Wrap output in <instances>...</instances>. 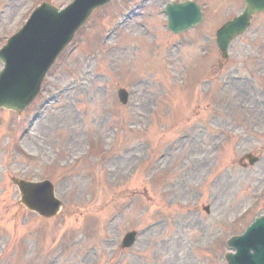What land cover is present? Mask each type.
I'll list each match as a JSON object with an SVG mask.
<instances>
[{
  "label": "rangeland",
  "instance_id": "rangeland-1",
  "mask_svg": "<svg viewBox=\"0 0 264 264\" xmlns=\"http://www.w3.org/2000/svg\"><path fill=\"white\" fill-rule=\"evenodd\" d=\"M43 1L0 0V48ZM180 1L114 0L26 113L0 110V264H226L264 214V14L224 62L214 33L243 1L195 0L203 23L174 36L163 8ZM13 178L52 181L59 216L19 205Z\"/></svg>",
  "mask_w": 264,
  "mask_h": 264
},
{
  "label": "water",
  "instance_id": "water-1",
  "mask_svg": "<svg viewBox=\"0 0 264 264\" xmlns=\"http://www.w3.org/2000/svg\"><path fill=\"white\" fill-rule=\"evenodd\" d=\"M108 1L77 0L68 11L59 15L54 9L47 7L41 9L34 18L35 22L14 38L1 54L6 70L0 78V97L5 92H9V96L1 99L0 105L22 110L21 107L27 105L37 94L45 73L70 42L75 31L85 22L92 10ZM248 2L247 13L222 32L221 41L224 46L230 40L229 37L237 32L238 26L245 28L252 15L264 7V0H248ZM172 10L176 13H188L186 19L188 23H193L196 15L195 7ZM38 193H42V190H38ZM31 207L35 208V206ZM38 211L43 215L51 214L44 207H40ZM231 246L238 251V254L230 256V264H264V218L259 220L245 236L235 239Z\"/></svg>",
  "mask_w": 264,
  "mask_h": 264
}]
</instances>
